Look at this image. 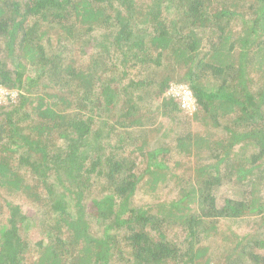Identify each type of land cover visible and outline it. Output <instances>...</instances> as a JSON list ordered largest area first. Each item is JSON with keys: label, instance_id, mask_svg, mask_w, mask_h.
<instances>
[{"label": "trees", "instance_id": "trees-1", "mask_svg": "<svg viewBox=\"0 0 264 264\" xmlns=\"http://www.w3.org/2000/svg\"><path fill=\"white\" fill-rule=\"evenodd\" d=\"M0 86V264H264V0H0Z\"/></svg>", "mask_w": 264, "mask_h": 264}, {"label": "built area", "instance_id": "built-area-1", "mask_svg": "<svg viewBox=\"0 0 264 264\" xmlns=\"http://www.w3.org/2000/svg\"><path fill=\"white\" fill-rule=\"evenodd\" d=\"M2 94H3V92H2ZM167 95H170L172 97L178 98L180 100L182 106L184 104H187V103L190 104L191 109H192L193 99H192V96L190 94V91L185 86L172 85L168 89Z\"/></svg>", "mask_w": 264, "mask_h": 264}, {"label": "rangeland", "instance_id": "rangeland-1", "mask_svg": "<svg viewBox=\"0 0 264 264\" xmlns=\"http://www.w3.org/2000/svg\"><path fill=\"white\" fill-rule=\"evenodd\" d=\"M2 92H3V94H2ZM7 94L8 93L4 89H2L1 86H0V101L4 100L5 96H7ZM13 95H15V92H11L10 96H13ZM181 107H184V109H186V111H189L191 109V106L188 103L184 104ZM244 228H246L248 231H250L252 229V227L249 228V227H246V226H244Z\"/></svg>", "mask_w": 264, "mask_h": 264}]
</instances>
